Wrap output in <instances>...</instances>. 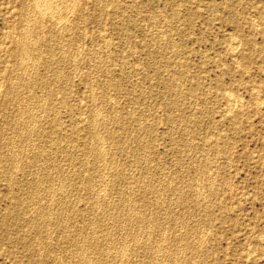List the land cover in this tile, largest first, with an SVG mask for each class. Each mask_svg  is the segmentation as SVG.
I'll use <instances>...</instances> for the list:
<instances>
[{
    "label": "rangeland",
    "instance_id": "374dc122",
    "mask_svg": "<svg viewBox=\"0 0 264 264\" xmlns=\"http://www.w3.org/2000/svg\"><path fill=\"white\" fill-rule=\"evenodd\" d=\"M43 1L0 0V264H264V0Z\"/></svg>",
    "mask_w": 264,
    "mask_h": 264
},
{
    "label": "bare ground",
    "instance_id": "6f19581e",
    "mask_svg": "<svg viewBox=\"0 0 264 264\" xmlns=\"http://www.w3.org/2000/svg\"><path fill=\"white\" fill-rule=\"evenodd\" d=\"M43 0H33V2H34V4H35V8L37 7V8H39L40 9V11H38L37 9V12L40 14V12H42V14L43 13H46L45 11V7H43V3H44V1L42 2ZM49 1V0H48ZM48 1H47V3H48ZM51 1H53V0H51ZM46 2V1H45ZM63 3V2H62ZM54 4V3H53ZM70 4V3H69ZM68 4V5H69ZM43 7V8H40L41 6ZM49 5V4H48ZM47 5V6H48ZM50 5H51V3H50ZM60 5V4H59ZM67 5V6H68ZM77 5V4H76ZM131 5V4H130ZM46 6V5H45ZM46 6V8H49V7H47ZM53 7V6H52ZM74 7V6H73ZM76 7V6H75ZM50 9V8H49ZM75 9V8H74ZM67 10V9H66ZM26 11V10H25ZM52 11L54 12V9H52ZM47 12H48V9H47ZM51 13V12H50ZM58 14V13H57ZM26 15V14H25ZM45 17V16H44ZM43 17V18H44ZM59 17V16H58ZM64 17V16H63ZM29 18V17H28ZM54 18V17H53ZM38 19V18H37ZM58 19V18H57ZM59 19H60V17H59ZM255 19V18H254ZM43 20V19H42ZM62 20V19H61ZM60 20V21H61ZM59 21V22H60ZM42 22V21H41ZM66 22V21H65ZM44 23V22H43ZM30 24V23H29ZM35 24V23H34ZM29 27V26H28ZM32 28V27H31ZM43 30H44V28H43ZM27 31V30H26ZM163 35V34H162ZM62 36V35H61ZM22 38V37H21ZM26 38V37H25ZM31 38V37H30ZM34 39V38H33ZM24 41V40H23ZM236 42V41H235ZM240 42V41H239ZM36 43H37V40H36ZM54 43V42H53ZM232 43H234V41H232ZM242 43V42H241ZM61 45V44H60ZM234 45V44H233ZM23 48H22V52L24 51H26V49L27 48H24L25 46H22ZM240 47V46H239ZM80 48V47H79ZM232 48H234V46L232 47ZM36 51V50H35ZM234 52V51H233ZM60 55V54H59ZM24 56V55H23ZM78 56V55H77ZM25 59V58H24ZM37 60V59H36ZM75 61V60H74ZM22 63H23V61H21ZM27 63V62H26ZM22 65V64H21ZM29 65V64H28ZM53 65V64H52ZM240 65V64H239ZM25 68V67H24ZM48 69V68H47ZM171 70V69H170ZM59 71V70H58ZM53 74V73H52ZM181 74V73H180ZM60 75V74H59ZM169 79V78H168ZM172 80V79H171ZM184 82V81H183ZM12 83V82H11ZM34 83V82H33ZM32 83V84H33ZM180 85V84H179ZM94 92V91H93ZM232 96V95H231ZM233 97V96H232ZM234 98V97H233ZM261 98V97H260ZM46 99V98H45ZM230 99V98H229ZM231 101H232V98L230 99ZM234 100H235V98H234ZM233 100V101H234ZM46 101V100H45ZM237 101H238V99H237ZM236 101V102H237ZM46 103V102H45ZM232 103V102H231ZM259 105V104H258ZM244 106V105H243ZM230 110H232L231 108H230ZM102 111V110H101ZM19 112V111H18ZM32 112V111H31ZM105 112V111H104ZM108 112V111H107ZM229 112V111H228ZM100 113V112H99ZM24 114V113H23ZM33 114V113H32ZM109 114V113H108ZM99 115V114H98ZM25 116V115H24ZM36 117V116H35ZM20 121V120H19ZM111 121V120H110ZM127 122V121H126ZM38 123V122H37ZM15 124V123H14ZM33 124V123H32ZM112 124V123H111ZM144 124V123H143ZM142 126V125H141ZM100 132V131H99ZM33 133V132H32ZM30 134V133H29ZM112 134V133H111ZM40 137V136H39ZM95 140V139H94ZM126 140V139H125ZM104 142H106V141H104ZM62 143V142H61ZM13 144V143H12ZM30 144V143H29ZM150 144V143H149ZM189 145H190V142H189ZM194 145V144H193ZM104 147V146H103ZM105 148V147H104ZM37 152V151H36ZM110 152V151H109ZM116 152V151H115ZM70 153V152H69ZM100 153V152H99ZM112 153V152H111ZM27 154V153H26ZM27 156V155H26ZM104 156H106V155H104ZM114 156V155H113ZM102 157V156H101ZM136 157V156H135ZM140 159V158H139ZM190 159V158H189ZM107 160V159H106ZM198 164H200V163H198ZM133 165V164H132ZM139 165V164H138ZM215 166V165H214ZM205 167V166H204ZM133 168V167H132ZM201 169V168H200ZM133 173V172H132ZM173 176V175H172ZM150 177V176H149ZM151 178V177H150ZM201 178V177H200ZM169 180V179H168ZM136 181V180H135ZM181 181V180H180ZM212 181V180H211ZM128 182V181H127ZM176 182V181H175ZM187 183V182H186ZM56 184V183H55ZM161 184V183H160ZM188 184V183H187ZM213 184V183H212ZM166 185V184H165ZM172 185V184H171ZM175 185V184H174ZM162 186V185H161ZM164 186V185H163ZM169 186V185H168ZM34 187V186H33ZM58 187V186H57ZM173 187V186H172ZM171 187V188H172ZM181 187V186H180ZM214 187V186H213ZM56 189V188H55ZM45 190V189H44ZM103 190V189H102ZM160 190V189H159ZM209 190V189H208ZM173 191V190H172ZM183 191V190H182ZM202 191V190H201ZM161 193V192H160ZM176 193V192H175ZM216 194V193H215ZM214 194V195H215ZM176 196H177V194H176ZM162 197V196H161ZM200 197V196H199ZM122 198V197H121ZM50 199V198H49ZM117 199V198H116ZM186 199V198H185ZM199 199V198H198ZM120 200V199H119ZM125 200V199H124ZM203 200V199H202ZM62 201V200H61ZM169 201V200H168ZM198 201V200H197ZM66 202V201H65ZM116 202V201H115ZM165 202V201H164ZM185 202V201H184ZM177 203V202H176ZM114 204H116V203H114ZM128 204H130V203H128ZM175 204V203H174ZM211 205V204H210ZM45 206V205H44ZM115 206V205H114ZM113 206V207H114ZM116 207V206H115ZM209 207V206H208ZM69 208V207H68ZM164 208V207H163ZM42 209V208H41ZM61 209V208H60ZM50 211V210H49ZM146 211V210H145ZM43 212H44V210H43ZM164 212V211H163ZM191 212V211H190ZM201 212V211H200ZM143 213V212H142ZM140 214V213H139ZM35 216V215H34ZM136 216V215H135ZM153 217H155V216H153ZM183 218H185V217H183ZM206 219V218H205ZM212 219V218H211ZM135 220V219H134ZM129 221V220H128ZM157 221V220H156ZM159 221V220H158ZM184 221V220H183ZM180 222V221H179ZM199 222V221H198ZM154 223V222H153ZM181 223V222H180ZM199 226V225H198ZM203 226V225H202ZM197 227V226H196ZM206 228V227H205ZM202 229V228H201ZM186 231V230H185ZM160 232V231H159ZM196 232V231H195ZM169 234V233H168ZM205 234V233H204ZM183 235V234H182ZM203 236V235H202ZM98 237V236H97ZM52 238V237H51ZM187 238V237H186ZM94 241V240H93ZM135 241V240H134ZM95 242V241H94ZM102 243V242H101ZM119 243H121V242H119ZM161 246V245H160ZM124 248V247H123ZM126 248V247H125ZM80 249V248H79ZM86 249V248H85ZM115 249V248H114ZM158 249V248H157ZM124 251H126V250H124ZM151 251V250H150ZM98 252V251H97ZM96 252V253H97ZM156 252V251H155ZM204 252V251H203ZM127 253V252H126ZM129 253V252H128ZM151 254V253H150ZM170 254V253H169ZM177 255V254H176ZM153 256H154V254H153ZM182 257V256H181ZM154 258V257H153ZM122 259V258H121ZM87 260V259H86ZM176 260V259H175ZM181 260V259H180ZM123 261V260H122ZM150 261V260H149ZM124 263V262H123ZM190 263V262H189ZM101 264V263H100ZM186 264V263H185Z\"/></svg>",
    "mask_w": 264,
    "mask_h": 264
}]
</instances>
